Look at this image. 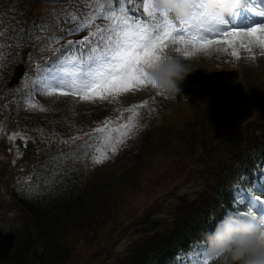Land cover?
I'll return each instance as SVG.
<instances>
[{
    "label": "rangeland",
    "instance_id": "1",
    "mask_svg": "<svg viewBox=\"0 0 264 264\" xmlns=\"http://www.w3.org/2000/svg\"><path fill=\"white\" fill-rule=\"evenodd\" d=\"M5 1L8 4L0 7V45H3L0 47V70H6L9 64L12 66L7 79L14 77L15 68L22 63L31 67L17 88L5 87L0 91V222L12 227L23 215L21 213L27 217L13 201L11 192L13 186H32L33 173L43 171L45 166V161L36 163L54 151L53 131L56 128L51 113L65 111L55 108L54 104L69 103L71 110L78 114L86 108L93 109L91 117L77 125L76 131L68 128L62 133L61 137H65L68 144L52 155L61 171L70 170L73 175L77 170H83V179L96 205L94 213L88 215L91 224L83 223L84 216H79L77 222L67 221L59 230L60 243L71 248L72 257L66 264H117L116 259L127 250L131 241L141 238L137 231L142 227L140 216L155 215L165 224V221L171 222L169 213H173L175 205L182 201L196 202L198 206L204 204L203 197L209 190L206 178L199 171L204 159L200 157V145L193 144L194 139L200 142L205 137V141H209L212 165L216 171H221L233 162L230 158L235 152L241 154L239 151L244 150H226V160L220 141L227 143V138L246 125L258 135L264 133V126L260 127L261 122L264 124V55L257 48L255 59H251L248 52L240 50V59H236L231 50L225 52L223 46H220L221 50L211 46L192 57L175 56L184 60L192 71L180 84L181 94L175 100L164 96L168 109L165 106L137 107L141 113L140 126L119 146L118 152L112 153L109 141L98 135L96 129L104 126L105 121L113 127L127 123L132 115L128 109L143 104L148 93L156 94L157 91L147 87L111 101L88 102L74 95L49 96L36 80L38 74L41 79L46 78V73H41L40 69L47 68L46 63L52 55L68 52L64 51L68 41H82L95 30L89 27L67 34L77 26L69 14H75L78 19L96 11L99 3L107 4L109 0ZM138 2L125 0V7L133 3L137 8ZM257 8L264 9L261 5ZM137 11L144 15L142 9L137 8ZM128 14L131 16V11ZM225 18L229 22L232 20L231 14ZM253 19L250 16L249 20ZM96 23L105 22L97 20ZM26 27L34 30L30 38L23 36L22 29ZM51 37L66 38L53 42ZM6 50H13V54L10 51V56L3 57L1 52ZM14 100L21 102L22 108L17 107ZM227 101L231 103L229 106ZM31 103L36 107H31ZM153 112L160 115L153 124L158 136L153 152L155 147L164 146L150 159L141 149L140 135ZM200 117H203V126L192 128L191 123L200 121ZM13 134L15 139H10ZM31 141L36 145L30 150ZM28 150H34L36 155L26 159L24 155ZM105 152L109 158L103 164L93 165V158ZM141 154L146 163L137 175L133 168ZM134 179L137 180L135 187L132 185ZM247 193L257 201L259 196L264 199L263 191L259 195L254 189H248ZM249 196L241 192L236 200L245 203ZM129 216L134 218L127 219ZM193 247L192 252L184 253L182 264H192L195 253L202 251L197 244ZM209 257L213 256L209 253Z\"/></svg>",
    "mask_w": 264,
    "mask_h": 264
},
{
    "label": "trees",
    "instance_id": "2",
    "mask_svg": "<svg viewBox=\"0 0 264 264\" xmlns=\"http://www.w3.org/2000/svg\"><path fill=\"white\" fill-rule=\"evenodd\" d=\"M7 4L5 0H0V7ZM26 28L22 29L23 36L30 38L34 30ZM10 51L13 54V50ZM10 51L1 53L3 57H7L11 55ZM10 70H12L10 64L6 70H0V91L2 88L10 87L11 77L6 79L9 74L7 72ZM249 97L246 96V98ZM144 101H148L145 108L165 106L168 109L169 107L164 96H160L159 93H148ZM13 102L21 108L19 102L16 100ZM230 104L227 101V106ZM54 106L65 110L51 113L56 128L53 131L54 151L36 163L37 165L45 161V166L43 171L33 173L32 186L28 188L13 186L11 197L25 211L28 218L21 213L23 215L12 227L8 226V223L0 222V264H66L72 257L71 248L60 243L59 230L67 221L77 222L79 216H84L83 223H92L88 215L94 213L96 205L83 179V170L79 169L73 175L70 170L61 171L52 155L68 144V142L65 143L67 139L61 137L62 133L68 128L76 131L77 125L91 117L93 109L86 108L78 114L77 111L71 110L69 103L61 106L54 104ZM151 115L153 117L148 120L144 132L140 135L143 141L141 149L150 159L164 146L155 147L153 152L158 137L153 124L160 115L156 116L154 112ZM202 118L200 117V121L191 123L190 126L192 128L197 125L203 126ZM262 126L264 124L261 122L260 127ZM227 141V143L219 142L222 156L226 160V150L243 149L244 151H239L241 154L235 152L230 158L233 162L229 163L226 169L216 171L211 162L213 155L208 148L209 141H205V137L200 142L194 139L193 144L197 147L200 145V157L204 159L199 171L206 178L207 190H209L203 197L206 200L205 203L198 206L196 202L182 201L179 205H175L173 213H169L171 222L165 221V224L155 215L140 216L142 227L137 231L141 238L131 241L127 250L116 259L117 264H179L180 255L191 252L193 244L197 243L203 248L208 247L204 243L205 234L210 232L216 222L226 214L234 213L237 209L240 211L251 209L248 203L237 201L236 196L241 192L246 194L248 189H253L255 186L253 180L264 174V133L258 135L249 125H246L241 131H236L234 136L227 138ZM30 150L24 155L26 159L36 155L34 150L29 152ZM28 152L30 155H27ZM145 160L146 158L141 154L133 168L136 173L142 172ZM86 163L91 164L89 161ZM212 171H215L216 175ZM124 184L127 186L126 182ZM136 184L137 180L134 179L132 185L135 187ZM259 189L260 187L255 188V190ZM260 191H257L259 195ZM133 218V216L127 217V219ZM212 264H227V262L212 258Z\"/></svg>",
    "mask_w": 264,
    "mask_h": 264
},
{
    "label": "snow or ice",
    "instance_id": "3",
    "mask_svg": "<svg viewBox=\"0 0 264 264\" xmlns=\"http://www.w3.org/2000/svg\"><path fill=\"white\" fill-rule=\"evenodd\" d=\"M242 6L248 7L247 0H243ZM205 7L206 0H197L188 20H177L168 13L157 12L154 0H139L137 3V8L142 9L145 18L130 16L125 0L99 3L96 11L78 19L75 14H69L77 26L68 30L67 34L89 27L95 30L82 41H68L64 51L70 54L64 56L62 51L63 59L57 58L52 67L40 69L41 73H46V78L41 79L38 74L36 80L49 96L74 95L88 102L111 101L122 94L143 88L154 89L155 84L147 68L169 56L192 57L207 51L211 46H217V50H221L220 46H223L222 50L225 52L231 50V55L236 59H240V50L248 52L251 59H255L257 48L264 55V23L249 28L235 27L225 17H209L204 11ZM249 10L258 16H264V9L251 7ZM205 19L208 27H200L198 22ZM97 20L105 23L97 24ZM63 38L66 37L50 39L58 42ZM31 90L30 86L29 92ZM147 104L148 101H144L139 106L129 108L132 115L128 117L127 123L113 127L110 122L105 121L104 126L96 129L98 135L109 141L112 153L118 152L119 146L136 132L141 118L137 107L143 108ZM31 107L35 108L36 105L31 103ZM10 139H15V134ZM108 158L106 152L98 154L92 160L93 165L103 164ZM257 199L264 202L262 197ZM234 214L264 219L251 209H237ZM261 242L264 243V235L261 236ZM204 243L207 245L206 240ZM195 256L192 264H212L208 247L195 253ZM214 258L217 261L222 259L219 255Z\"/></svg>",
    "mask_w": 264,
    "mask_h": 264
},
{
    "label": "clouds",
    "instance_id": "4",
    "mask_svg": "<svg viewBox=\"0 0 264 264\" xmlns=\"http://www.w3.org/2000/svg\"><path fill=\"white\" fill-rule=\"evenodd\" d=\"M196 3L197 0H154V7L177 20H188ZM242 5L243 0H206L204 11L209 17H226ZM198 25L208 27V21L201 20ZM147 71L155 84L154 90L172 100L181 94V82L192 73L188 64L175 56L154 62ZM262 235L264 219L228 213L205 234V239L210 255H219L227 264H264Z\"/></svg>",
    "mask_w": 264,
    "mask_h": 264
},
{
    "label": "water",
    "instance_id": "5",
    "mask_svg": "<svg viewBox=\"0 0 264 264\" xmlns=\"http://www.w3.org/2000/svg\"><path fill=\"white\" fill-rule=\"evenodd\" d=\"M26 70V67L24 64H21L16 70H15V75L12 79V81L10 82V86H14L15 84H17L19 82V78L22 77V75H24Z\"/></svg>",
    "mask_w": 264,
    "mask_h": 264
},
{
    "label": "bare ground",
    "instance_id": "6",
    "mask_svg": "<svg viewBox=\"0 0 264 264\" xmlns=\"http://www.w3.org/2000/svg\"><path fill=\"white\" fill-rule=\"evenodd\" d=\"M249 16V15H248ZM243 19H247V20H249L250 19V17H247V18H243Z\"/></svg>",
    "mask_w": 264,
    "mask_h": 264
}]
</instances>
